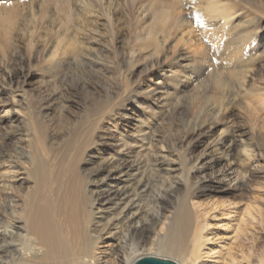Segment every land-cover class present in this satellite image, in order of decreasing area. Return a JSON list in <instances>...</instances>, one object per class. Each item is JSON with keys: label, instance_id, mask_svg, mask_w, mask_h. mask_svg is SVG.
I'll return each mask as SVG.
<instances>
[{"label": "rangeland", "instance_id": "rangeland-1", "mask_svg": "<svg viewBox=\"0 0 264 264\" xmlns=\"http://www.w3.org/2000/svg\"><path fill=\"white\" fill-rule=\"evenodd\" d=\"M103 1L88 0V3L94 6L95 17L99 19H97L98 21L96 20L97 26L99 25L98 35H101L100 37L104 41H101L100 37H98L99 42L92 41V39L88 40V42L92 45L91 53L95 56L97 55V59L106 64L103 63L104 66L92 65L91 63L83 62V60L76 61L78 60L76 59L73 61L74 63L71 62L73 66L71 65L69 71L67 70V72L65 69L62 77L58 79L49 76L46 69L44 70V62L48 58L46 54L52 47L57 45L64 34L75 35V31L78 29V20L82 17L81 13L85 12H82V10L86 9L84 0H0V18L13 14L17 25L16 29L12 31L14 32V37L13 41L9 42L10 44L4 41L3 31L0 29V46L7 49V51L5 49L6 57L0 56V101L9 103L14 96H17V100L20 101V110H22L20 111L22 113H20L21 116L19 118L15 117V121L11 125L8 123L3 124L0 133V144L3 139L7 138V141H5L6 145H4L7 147V151L10 150L14 158H22L18 165L20 169H12L13 165L10 163L0 166L1 172L9 170V168L11 171V174L7 172L6 176L0 178V202H5L6 200L12 206L16 205L18 210L14 212V209L9 205H4L0 209V235L2 234L1 236H3L4 226L6 225V222L2 221V215L5 216L6 221L13 223L15 227L13 231H10L11 236H8L7 243L0 244V255L2 254L7 258L16 260L24 253L23 228L20 226L23 224L22 219L24 218L22 205L26 201L25 196L28 192V187L34 186L30 184L34 180L32 181V176L23 168L29 167V162L25 160V157L33 155L36 159L43 160L40 151L42 146H40L38 140L39 136H43V139H47L46 142L49 140L46 143L47 151L52 150L50 154L54 153V156L57 155L56 157H58L65 149L66 167L70 165L72 169L78 172L77 175H73V171L66 174V189L69 186V190L74 188L77 191L79 186L80 190L77 200L81 202L83 209L85 207L88 212L87 216L84 217V220L87 221V227L89 226V228H86L88 230L85 236L101 237V240L97 242L98 248L103 249L105 248L104 245H107L104 244L105 242L115 240L116 229H114V226H116L117 222V213L115 206L107 204L102 211H97L96 209L94 215L91 216L89 214L93 208V202H111L105 201L104 194L115 187V181L109 185L103 182V177L106 178L108 173L97 179H95V176L99 168L104 165V161L109 158V152L113 150L115 152V150L122 149V145H126L129 148H126V151L121 156L130 158L134 162L138 161L141 164L140 167L142 169L138 171V174L140 176L143 175L148 182V187L150 186L142 192V198L139 199V202H136L141 211L154 212L157 205L154 198L158 194H164L171 183H178V188H174V193L171 194V197L164 201L169 203L168 206L171 207V209H167V215H171L178 207H181L184 200H190V202L194 201L197 206L195 210L196 226L198 227L203 222L209 225L208 229L204 231L203 239L199 245L196 243L198 233L196 226L191 231V236L184 243V250L187 254H193L195 251L196 257H199L197 264H261L259 260L264 257V76L257 75L255 81L247 79L251 81H247L246 83L248 84L243 85L244 81L242 79L239 81L240 83L238 82L240 78L237 76L239 75L233 74V76L231 71L226 69V66L230 63L227 57L228 49H221L213 55L209 53L206 57V62L199 63V66H197L199 68L194 66L195 69L193 68V70L189 71V76L191 77L189 79L192 80H184L178 87L170 81H166L170 92L164 95H166L167 99L179 96L178 98L182 100L181 103L183 105L182 113L177 118L167 117L164 121L159 120L157 123H152L147 120L149 115H145L132 101H128L127 93L123 90L125 79L133 72V68L137 66L144 68V62L135 57L132 63L134 52L126 51L130 48V46H127V49L125 48L126 50H124L125 52H122V56L124 55L123 69L117 68V65H112V62H116L114 58L117 56L113 55L108 49L106 34L112 31L114 34L121 35L125 31L131 35L130 45L136 44L138 42L136 38L142 34L141 21L152 14L150 9L152 8V3L158 4L160 1L168 2L170 0ZM210 1H216L215 3L225 7L235 6L238 10L232 23L234 25L231 24L227 29L228 36L226 41H223L224 45L240 44L243 37L248 33V27H251L253 23L258 25V29L254 30L258 34L254 44L261 46L256 56L259 62L257 61V64L252 63L253 60L248 55L243 63H238L237 67L232 66L236 71H243L245 70L244 67L252 65L251 69L258 71L261 66H264V0H253L254 6H249L246 3L252 0ZM69 7L74 15L71 18L72 20L70 19L66 25L65 19H67V15L66 13L64 14V11L69 9ZM75 13L79 17L78 19H76ZM123 14L127 15L129 21L122 18ZM110 16L111 18L113 17V25L112 22L111 25L108 24L107 17L109 18ZM182 17L186 18L184 14H182ZM190 23L192 28L198 30L194 22L191 21ZM68 30L69 32H67ZM32 32L34 34H31ZM37 33L39 34L38 36ZM174 38L175 36L171 39L169 47L177 43V37ZM42 39L47 42V51L44 49L45 52H43V49H41L36 54L34 50L40 48L39 46L41 45L38 42ZM2 42L4 43L2 44ZM102 42H104L105 46ZM98 43L100 44L98 45ZM137 62L139 65H137ZM223 64L226 66L223 67ZM133 76L134 81L139 84L137 87L140 93L147 86L155 85L157 87V85H163L159 83L161 79L154 78L152 75L148 76L141 71H137ZM151 78H153L152 82H150ZM10 80L12 83H10ZM219 80L226 82V86L222 90H216V83ZM1 87H4V89ZM89 87L90 92L87 91ZM176 88L180 92L178 96L175 94ZM220 96H226V99L229 97L234 102L233 104L230 100L231 106H235L230 134L235 139L241 137L246 143L247 141H254L261 148L262 161L255 168L248 166L249 164L242 160L241 154L243 152L240 151L242 150L241 148L236 150L233 161L234 166L231 171H233L232 176L235 178L247 179V184L241 188L235 186V181L233 180L231 183L227 180L219 184L214 183L201 188L197 187L200 177L195 176V170L193 171V161L209 151L210 146L213 145L212 140L218 139L223 135L228 136L229 134L228 126L224 121L219 122L217 118L218 110H220L217 99ZM231 96L234 97L231 98ZM140 98H143V96H140ZM61 104L68 107L66 121L61 117L64 111ZM37 106H43L44 108H42V117L38 116L39 108ZM215 106H217V109ZM169 119L172 121L169 122ZM166 121L168 122L166 123ZM148 123L153 135H147L145 138V134L143 136L139 132L147 130ZM214 124L219 126V128L214 132L212 140H205L204 137L195 138L190 140V144L187 143L186 146L181 147L180 141L183 139L182 137L190 130L200 126L203 129L207 128V126L210 128ZM172 128L174 129L172 130ZM112 137L113 139H111ZM116 140L121 141L116 143ZM112 145H115L113 150L111 149ZM237 154H240V156ZM167 163L174 166L170 174L163 171L169 165ZM203 163H206V161ZM247 166L249 167L248 169ZM147 167L150 169L148 170ZM14 176L15 179H13ZM3 183L4 185H10V189H8L9 186L5 188L6 186ZM6 195H10L12 198L6 199ZM161 227L159 226L157 229L158 232ZM254 235L255 239L253 238ZM139 242L135 238L128 239L126 243L116 247L115 252L105 258L101 264H131L133 260L147 256L168 259L182 264L176 256L161 254L158 251V247L148 246L147 248H140ZM1 264L6 263L3 262Z\"/></svg>", "mask_w": 264, "mask_h": 264}, {"label": "bare ground", "instance_id": "bare-ground-1", "mask_svg": "<svg viewBox=\"0 0 264 264\" xmlns=\"http://www.w3.org/2000/svg\"><path fill=\"white\" fill-rule=\"evenodd\" d=\"M215 2H211L210 0H170L168 2L160 1V3L158 4L152 3V8H150L152 10V14L149 17L147 16L148 18L145 17V19L141 21L140 26L142 28V34L136 38L138 42L136 44H133L132 46L130 45L129 41L131 40V35L128 32L124 31L123 33H121V35H117L111 31L106 34V43L109 47L108 49H110V52L113 55L117 56L114 58L115 61L120 62L113 63L111 61L112 65H117V68L123 69L124 64H122V62L124 55L122 56V52L127 49V46H130V48H128V50L126 51L130 50L131 52H134L131 60L132 63L135 57H138L142 62H144V68H140V66L134 67L133 72L129 74L130 76L127 79L124 78L126 82L123 86V90H125L127 93L128 101H132L142 113H145V115H149L147 120L151 121L152 123H157L159 120L164 121L167 117L177 118V116L182 113L183 105L181 103L182 100L178 98V95L180 93L178 91V88L175 89V94H177L178 97L175 96L172 99H167L166 95H164L167 94V92H170L166 81H170L178 87L180 84L183 83L184 80H192L189 79L191 78L189 76V71L193 70L194 66H199V63L206 62V57L209 53H212L213 55L216 53V51H220L221 49H228V51H226L228 53L227 57L230 63H227V66L225 65L227 67L226 69L231 71L232 75H239L237 76L240 78L238 82L242 79V81H244L243 85L248 84L246 83L248 81L247 79L255 81L257 75L264 76V66H261V68L259 67L260 69L258 71L252 70V65L244 67L245 70L243 71H236V69L232 67H237L238 63H243L244 59L248 55H250V57L252 58V63H256L257 61L259 62V60L256 59V56L258 55L261 46L255 45L256 43L254 44V41H256L257 38L256 36L258 35L256 32H254V30L258 29V25L253 23L251 27H248V33L246 36L243 37V40L240 44H231L228 46L224 45L223 41H226V37L228 36L227 29L234 22V16L238 10L235 6L225 7L222 5L220 6L219 3ZM84 3L86 9L82 10V12H85L81 13L82 17L80 18V20H78L79 24L78 29L75 31V35H72L70 33L64 34V36L60 39L56 46L52 47L50 50L48 49L49 51L46 54L48 58H46L47 61L44 62V70L46 69L47 74L49 76H52L53 78H61L62 74L65 72L64 70L66 69V71H69V68H71L72 65L71 62L75 61L76 59H78L76 61L83 60V62L85 61L87 63H91L92 65L104 66L103 63L105 62H100V59L98 60L96 57L97 55L95 56L91 53L92 45L88 42V40L91 39L92 41H98V37L101 36L98 35L99 25L97 26L96 24L99 19L97 17V20L95 17L96 12L94 11V6L92 4H89L88 0H84ZM246 3L249 6H254L253 0L251 2L247 1ZM65 11L64 14L66 13L67 15V19H65L67 25L68 21H70L74 14L73 11H71L70 7ZM182 14H184V17L186 18H183ZM75 16L77 17L76 13ZM78 18L79 17H77L76 19ZM122 18L128 20L127 15L122 16ZM107 21L109 25H111V22L112 25L114 24L113 17L111 18V16L109 18L107 17ZM191 21L196 24L195 26H197L198 30L192 28L190 23ZM15 23L16 19L13 14L7 16L5 15L4 17L0 18V29L3 31L2 33L4 41L8 44H10L9 42L13 41L14 32L12 31L16 29L17 26ZM181 24L183 25L180 26ZM183 31L185 32L183 33ZM67 32H69V30ZM31 34L34 33L32 32ZM38 35L39 34L37 33V36ZM173 36H175V38L177 37V43L169 47ZM100 40L104 41L101 37ZM3 43L4 42H2V44ZM102 43L104 45V42ZM38 44L41 45L39 46L40 48H34L35 50L33 49L36 54L39 53L41 49H43V52H45L44 49H46L47 42L42 39L38 42ZM99 44L100 43H98V45ZM5 49L0 46V56H2L3 58L6 57ZM260 56L262 55L260 54ZM108 62L110 63V61ZM137 65H139V63ZM225 66L223 64V67ZM137 71H141L142 73L147 74L148 76L152 75V77L154 76V78L161 79L159 83L163 85H157V87L155 85L147 86L146 88H144L143 92L140 93V90H138L137 87L139 84L134 81L133 76ZM223 73L225 74V72ZM65 74L67 75V73ZM152 79L153 78H151L150 82H152ZM10 83H12L11 80ZM225 86L226 82L219 80L216 83V90H222ZM1 88L4 89V87ZM87 91L90 92V87ZM239 92L241 93V89L239 90ZM240 93L239 95H241ZM140 96H143V98H140ZM16 97L14 96L13 100H9V103H3L2 101H0V133L3 124L8 123L11 125L15 121V117L19 118L21 116L20 111L22 110H20V101L17 100ZM232 97L234 96H231V98ZM230 100L231 99H229V97L228 99H226V96H220L217 99V104L220 109L218 110L217 118L219 119V122L224 121V123L228 126V136L223 135L218 139L212 140L214 132L217 130V128H219V126H216L214 124L210 128L209 126H207V128L204 129L202 128V126L195 127L194 129L186 133L185 136L183 135L184 137H182L183 139L180 141L181 147H184L187 145V143L190 142V140H193L195 138L204 137L205 140H212L213 145L210 146L209 151L203 153L201 156L197 157V159L193 161V171L195 170V176L200 177L199 181L197 182V187L201 188L208 184L214 183L219 184L227 180H229L230 183L232 182V180L235 181L234 184L238 188L245 186L247 184V179H241L239 177L235 178L234 176H232L233 171H231L234 166L233 161L236 154V150H238V148L242 149L240 150L243 152L241 154V158L246 164H249L248 166H252V168H255V166L261 164V148L257 143H255L254 141H247L246 143L241 137L239 139H235L230 134L233 125V111L235 107L234 105L231 106V102L233 101L231 100L230 102ZM62 107L64 111L61 114V117L66 121V112L68 111V107ZM215 107L217 109V106ZM38 108V116L42 117L44 108L43 106ZM171 121L169 119V122ZM167 122L168 121H166V123ZM173 129L174 128H172V130ZM139 133H142L143 136L145 134V138L147 135H153V133H151L149 123L147 124V130L140 131ZM42 137L39 136V139L38 137L37 139L40 142V146H42L40 148V151L42 153L43 160L36 159L33 155H30L29 157H25V160L29 162V167L27 166L23 168L28 174L32 176H30L32 178V181L34 180L30 183L34 186L28 187V192L25 196L26 201L22 205L24 218L22 219L23 224H21L20 226L21 228H23L22 234L24 235L23 237L25 242V245L23 246L24 253H22V256L16 260L7 258L1 254L0 264L3 262H5L6 264H70V262L71 264H101L105 258L109 257L112 253L115 252L116 247L121 246L122 244L126 243L128 239L131 240V238H135L140 241V248H147L148 246L158 247V251L161 254L176 256L177 258H179L178 260H180L182 264L198 263L199 257H196L195 251L193 252V254H187L184 250V243L187 238L191 236V231L196 226L195 210L197 206L195 205L194 201L190 202V200H184L185 202L183 201V205L181 207H178L179 209L177 208V210L172 212L171 215H167V209L169 210L171 209V207L168 206L169 203L164 201L167 198L171 197V194L174 193V188H178V183L172 184L170 182L171 184L169 185L168 189L165 190L164 194L157 195L156 193L157 196L154 198L156 199L155 202H157L155 211L152 213L150 211H141V209L138 208L136 202H139V199L142 198L141 194L147 189L148 182L142 174V176L138 174V171H140L142 167H140L141 164L138 163L137 160V162H134L130 158L121 156V154L126 151V145H122V149L115 150V152H113V147L115 145H112L111 149L113 151L109 152V158L104 161V165L99 168L95 176V179H97L108 173L109 176L107 175L106 178L103 177V182L109 185L115 181V187L114 189H110L106 194H104L105 201L111 202H93L94 205L91 210V213L89 214L91 216L94 215L96 209L97 211H102L104 206H106L107 204L115 206V211L117 213V222L116 226H114V229H116V233L114 235L115 240H108V242H105L104 244L107 245H104L105 248L103 249L98 248L97 242L101 240L100 236V238L85 236L86 231L88 230H86V228H89V226L87 227V221L84 220V217L87 216L88 212L86 211L85 207L83 209L81 202H78L77 200L79 197V186V189L77 188V191L74 188H71L69 190V186L66 189V174L68 172L73 171V175H77L78 172H76L75 169H72L70 165L69 167H66L65 163L67 162H65V149L58 157H56L57 155L54 156V153L50 154L52 150L47 151L46 149V143L49 140L46 142L47 139H43ZM114 138H116V136H114ZM6 139L7 138L3 139L2 143L0 144V166L5 165V163H10L13 165L12 169H20L18 165L21 162L22 158H14V156L11 155L10 150L7 151V147L4 146L6 145ZM111 139H113V137ZM120 141L121 140H116L115 142L120 143ZM162 150L165 151L164 148H162ZM237 155L240 156V154ZM208 159L209 161H207ZM56 160L57 162H55ZM204 161H206V163H203ZM158 166L161 167L160 165ZM248 166L247 169L249 168ZM173 167L174 166L169 164L165 167L163 171L167 172V174H170ZM217 168L218 170H216ZM7 172H9L8 174H11L10 168L9 170H5V172L0 171V178L6 176L5 174ZM13 179H15V176L13 177ZM4 186H6L5 188L9 186L8 189H10L11 187L10 185ZM7 198L12 197L10 195H6V199ZM4 205H9L11 208L14 209V212L18 211L16 205L12 206V204H10V202H6V200L5 202H0V209H2ZM1 218L2 221L4 220V222H6V225L4 226L5 230L3 232V236H1L2 234L0 235V244L6 242V240L9 239V237L11 236L10 231H13L15 229L13 223H9V221L5 220V216L2 215ZM159 226L162 227L161 230L158 232L157 229L159 228ZM208 227L209 225L206 222H203V224L198 225V227L196 226L198 232L196 243L198 245L202 241L204 231H206ZM253 238L255 239V235ZM256 238L258 239L257 235ZM137 260H133L131 264H134ZM259 263H264V257L259 260Z\"/></svg>", "mask_w": 264, "mask_h": 264}, {"label": "water", "instance_id": "water-1", "mask_svg": "<svg viewBox=\"0 0 264 264\" xmlns=\"http://www.w3.org/2000/svg\"><path fill=\"white\" fill-rule=\"evenodd\" d=\"M134 264H178V263L168 259L145 257L137 260Z\"/></svg>", "mask_w": 264, "mask_h": 264}]
</instances>
